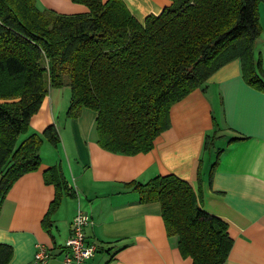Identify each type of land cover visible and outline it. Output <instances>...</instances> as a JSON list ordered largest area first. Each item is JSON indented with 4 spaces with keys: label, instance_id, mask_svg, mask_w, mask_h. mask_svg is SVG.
Instances as JSON below:
<instances>
[{
    "label": "trees",
    "instance_id": "trees-1",
    "mask_svg": "<svg viewBox=\"0 0 264 264\" xmlns=\"http://www.w3.org/2000/svg\"><path fill=\"white\" fill-rule=\"evenodd\" d=\"M89 12L60 14L36 0H0V203L24 174L39 169L47 139L60 142L55 124L19 142L52 88L69 87L68 118L84 107L97 112L99 145L135 155L154 148L171 126V108L239 59L247 84L264 92V68L256 44L263 32L264 0H172L139 21L124 0H73ZM206 138L209 149L212 138ZM233 138L230 142L241 140ZM212 165L211 175L219 164ZM44 177L56 187L43 219L46 229L64 196H75L61 165ZM126 187L141 202L158 201L170 237L193 264H223L234 239L224 218L206 211L192 184L175 174ZM14 248L0 243V264Z\"/></svg>",
    "mask_w": 264,
    "mask_h": 264
},
{
    "label": "crops",
    "instance_id": "crops-1",
    "mask_svg": "<svg viewBox=\"0 0 264 264\" xmlns=\"http://www.w3.org/2000/svg\"><path fill=\"white\" fill-rule=\"evenodd\" d=\"M124 1L141 22L172 3ZM36 4L60 14L89 12L86 4L73 0H36ZM262 21L260 13L263 32L256 49L264 68ZM68 90L52 88L32 116L29 131L22 134V140L33 133L42 135L55 124L61 140L55 146L44 139L39 169L22 175L0 203V243L14 248L9 264H35L38 244L53 253L43 264H62L79 209L91 215L93 223L86 233L99 247L87 264H193L191 257L182 256L177 237L169 236L160 202H141L139 194L126 187L131 181L144 183L167 174L189 181L200 205L230 224L234 244L223 264H264V92L246 83L239 59L175 103L171 126L155 139L153 149L135 155L99 145L95 110L84 107L78 117L68 118ZM208 135L215 137L206 149ZM239 137L243 139L230 142ZM53 165H61L75 196L63 197L51 228L46 229L43 219L56 187L46 182L44 173Z\"/></svg>",
    "mask_w": 264,
    "mask_h": 264
},
{
    "label": "built area",
    "instance_id": "built-area-1",
    "mask_svg": "<svg viewBox=\"0 0 264 264\" xmlns=\"http://www.w3.org/2000/svg\"><path fill=\"white\" fill-rule=\"evenodd\" d=\"M93 223L89 213L79 209L73 218L71 233L68 237L64 250L62 264H87L94 257L99 247L88 240L86 229ZM53 253L41 244L35 254V264L46 263Z\"/></svg>",
    "mask_w": 264,
    "mask_h": 264
},
{
    "label": "rangeland",
    "instance_id": "rangeland-1",
    "mask_svg": "<svg viewBox=\"0 0 264 264\" xmlns=\"http://www.w3.org/2000/svg\"><path fill=\"white\" fill-rule=\"evenodd\" d=\"M259 11H260V13L262 15V19H263L262 23H264V2H261L260 3V5H259ZM67 88L69 89L68 91H70V88L69 87H67ZM20 136L21 137H20L19 141H21L23 139V135H20Z\"/></svg>",
    "mask_w": 264,
    "mask_h": 264
}]
</instances>
